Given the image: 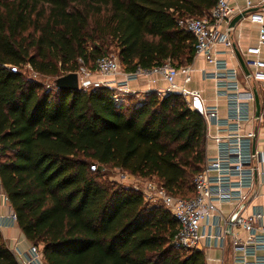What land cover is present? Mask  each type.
Masks as SVG:
<instances>
[{
    "label": "trees",
    "instance_id": "obj_1",
    "mask_svg": "<svg viewBox=\"0 0 264 264\" xmlns=\"http://www.w3.org/2000/svg\"><path fill=\"white\" fill-rule=\"evenodd\" d=\"M217 0H0V185L44 264H206L174 246L177 221L103 168L189 198L206 160V123L177 93L59 90L60 78L116 53L125 73L191 65L192 35ZM264 106V91L262 95ZM95 165V169L92 166ZM0 264H18L0 234Z\"/></svg>",
    "mask_w": 264,
    "mask_h": 264
},
{
    "label": "built area",
    "instance_id": "obj_2",
    "mask_svg": "<svg viewBox=\"0 0 264 264\" xmlns=\"http://www.w3.org/2000/svg\"><path fill=\"white\" fill-rule=\"evenodd\" d=\"M246 6L251 8L252 0H246ZM234 16L235 10L229 0H217L202 18L178 22L194 38V57H202L213 67L211 72H204L203 77L213 80L216 97L225 99L224 115L220 114L217 106H208L200 92L185 88L184 85L191 81L189 66L177 69L169 61L150 70L137 69L133 73H122L117 59L104 56L95 64L94 71L102 78L95 86L110 88L106 80L122 73L125 79L117 82L113 89V98L118 102L121 100L120 93L127 91L128 81L139 74L155 73L167 83V89L159 94L177 93L185 99L188 109L204 119L206 152L210 150L213 155L206 157L202 170L194 176L191 197L172 196L154 183H148L143 193L149 199L159 200L177 221L178 232L173 242L176 248L198 251L202 240L208 247L216 242L222 245L226 240H231L232 247L241 252L243 259L261 252L264 263V212H247L249 204L260 194L257 176L264 177V153L252 149L255 133L244 132V126L251 127L254 122L264 126V106L261 102L258 117L254 114L255 91H264V0H259L255 11L248 13L246 18L258 28L256 45L247 46L241 52L238 50L244 58L246 73L239 65L233 67L216 58L217 46L224 47L228 54L235 57L230 37L232 29L228 27ZM222 26L226 27L223 31ZM179 72L184 75L182 86L176 83ZM80 81L79 88H88ZM0 204L7 207V218L15 222L16 216L1 185ZM224 204L230 206L228 216H224L219 209ZM203 225L208 228L206 234L201 233ZM240 233L246 234L244 240L239 238ZM17 253L22 260L18 264H44L38 246L30 245L25 253Z\"/></svg>",
    "mask_w": 264,
    "mask_h": 264
},
{
    "label": "crops",
    "instance_id": "obj_3",
    "mask_svg": "<svg viewBox=\"0 0 264 264\" xmlns=\"http://www.w3.org/2000/svg\"><path fill=\"white\" fill-rule=\"evenodd\" d=\"M259 0H252V7L247 8L246 0H229L230 5L235 10V18L236 16L243 14L244 12H249V10L255 11L256 5ZM247 13V14H248ZM247 14L239 20L233 27H231V22L228 24V27L231 28L230 37L232 43L234 44L235 57L225 50L222 46L216 47V58L218 60L226 61L230 66L240 65V60L244 65V58L239 53L244 50L247 46H253L257 43L258 38V28L255 25H252L248 22ZM233 20V19H232ZM231 20V21H232ZM226 27L222 26L221 30H225ZM262 58H264V49ZM190 67L191 71V81L187 85H184L187 90H196L200 92L201 96L204 99V102L208 106H217L221 115L225 114V105L226 101L224 98H217L215 95V83L211 79L204 78V72H211L213 67L208 64L202 57H194L193 63L191 65H187ZM246 73V70H243ZM124 72V71H123ZM122 72V73H123ZM118 74L116 77H111L106 80L110 83V88L114 89L115 84L117 82L123 81L125 76L123 74ZM125 73V72H124ZM81 84L86 85L88 87L95 85L98 81H101V76L98 74H88L85 77L80 78ZM184 75L179 72V75L176 79V83L178 86L183 85ZM127 91L120 93L122 95L121 99L125 98L129 94H135V96H141L142 94H146L149 92H158L162 93L167 89V83L163 79V77L159 74L155 73H144L137 75L134 79H131L127 82ZM258 97L259 102L262 103V95L263 92L259 90L255 91V97ZM263 104V103H262ZM254 114L256 116V108L254 103ZM263 129H259L257 123L244 126L245 133L254 132L256 138L254 139L252 149L264 153V142L260 137V141H258L259 131L264 133ZM263 130V131H262ZM212 151H207L206 157L212 156ZM257 182L260 183L258 190L259 196L256 197L251 204L248 206L247 212H251V210H261L264 212V177L257 176ZM221 213L224 216H228L230 213V206L227 204L221 205L219 207ZM8 209L6 206L0 204V234L2 235L5 243L8 248L14 254L16 261L18 263V259L20 255L17 252L25 253L30 243L25 239L20 229L17 226L16 221L13 222L7 218ZM216 231V230H215ZM208 232V228L206 225L201 227V233L206 234ZM239 238L244 240L246 238V234L240 233ZM201 249L198 250L204 254L206 264H264L263 263V254L261 252H257L254 257H246L243 259V255L241 252L234 250L232 247L231 240H226L222 245L216 242L213 245L208 247L205 245V240H202ZM21 259V258H20ZM244 260V261H243Z\"/></svg>",
    "mask_w": 264,
    "mask_h": 264
},
{
    "label": "rangeland",
    "instance_id": "obj_4",
    "mask_svg": "<svg viewBox=\"0 0 264 264\" xmlns=\"http://www.w3.org/2000/svg\"><path fill=\"white\" fill-rule=\"evenodd\" d=\"M107 56L113 57V58H115V59L118 60V57H117L116 53H114V52H110ZM120 66H121V64H120ZM122 71H123V69L121 67V72ZM29 73H30V77L32 79H34V80H36V81L44 84V86H46V87L52 86L53 81L55 80V78L41 77L39 75H34L32 72H29ZM85 73H89V74L91 73L93 75H96L97 74V72H95V71L94 72H90V71L86 70L85 68H81L80 71L78 72L79 81H80V77H85L84 76V75H86ZM239 79H240V81L243 82V78L241 76H239ZM80 87L82 89H84L85 91H88L91 88L95 87V85L90 86V87H88L86 89L83 88L82 86H80ZM259 93H260V89H259ZM120 97H122V95H120ZM254 123H257V122H254ZM257 126H258L259 129H263L262 125L257 124ZM259 135L260 136L258 137V141H260V137H261L263 139V142H264V133H262L261 131H259ZM209 145H210V143H209ZM101 174H104L105 179H107L110 182L117 183V184H119V185H121V186H123L125 188H132V189L138 190L141 193L144 202L147 203V205L149 207L156 206V205H161V203L159 202V200L149 199L143 193L144 187L146 185H148V183H154V184H156V182L149 181V180H144V179H140V178H137L135 176H131V175L127 174V173H124V172H122V171H120L118 169H112V168H103L101 170ZM176 197H179V196H176ZM18 262L21 263L22 260L19 258L18 259Z\"/></svg>",
    "mask_w": 264,
    "mask_h": 264
},
{
    "label": "water",
    "instance_id": "obj_5",
    "mask_svg": "<svg viewBox=\"0 0 264 264\" xmlns=\"http://www.w3.org/2000/svg\"><path fill=\"white\" fill-rule=\"evenodd\" d=\"M249 12H251V10H249ZM248 12H244L243 14H240L238 16H236L235 18H233V20L231 21V27H233L239 20H241ZM240 65L242 67L243 70H245V67L242 63V61L240 60ZM53 86L56 89L59 90H78L79 88V76L78 73H70L67 74L65 76H62L60 78H57L53 81ZM255 108H256V117H258L259 115V109H260V102L259 99L256 95L255 98ZM92 168H95V165L92 166Z\"/></svg>",
    "mask_w": 264,
    "mask_h": 264
}]
</instances>
